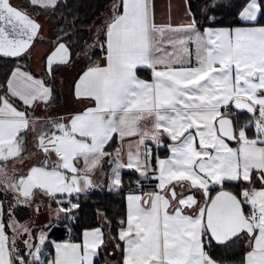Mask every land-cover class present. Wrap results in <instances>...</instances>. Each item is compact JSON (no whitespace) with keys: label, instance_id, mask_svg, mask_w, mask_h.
<instances>
[{"label":"snow or ice","instance_id":"6c2138e0","mask_svg":"<svg viewBox=\"0 0 264 264\" xmlns=\"http://www.w3.org/2000/svg\"><path fill=\"white\" fill-rule=\"evenodd\" d=\"M30 4L0 0V264H264V0H186L167 22L153 0H112L91 42L67 0ZM78 64L77 107L51 115ZM99 175L126 206L88 223Z\"/></svg>","mask_w":264,"mask_h":264},{"label":"trees","instance_id":"16d2710c","mask_svg":"<svg viewBox=\"0 0 264 264\" xmlns=\"http://www.w3.org/2000/svg\"><path fill=\"white\" fill-rule=\"evenodd\" d=\"M111 2L112 0H67V6L63 11L64 14L69 18L73 16L77 17L76 29L79 30L80 37L82 39H88L89 42H91V33L85 31L84 29L93 24H99L104 15H106L108 6L111 4ZM188 2L191 4L193 11H197L199 8L204 6L207 0H188ZM12 3L18 8L27 9L30 13L37 12V9L31 6L30 0H12ZM232 11L233 9L231 7H221L217 11V18L228 22L232 19V16L230 15ZM37 19L43 25V30L45 22H47V24H54V28L52 29L53 35L49 38L43 37L44 41H47L48 39H55L57 21L52 19L50 17V14L46 12L38 15ZM38 44L49 45L46 42H40L36 45ZM11 66L12 62L9 59L0 58V76H2ZM61 99H63L62 91H60L57 104L61 102ZM240 115L243 117L246 114ZM160 155L162 157L167 155V151L165 149H161ZM125 179L127 180L128 177H125ZM125 194H117L116 192L93 191L87 197L82 198L81 215L84 217L85 222L94 223L98 221V218L96 217L97 209H99L101 212L107 213L109 217H114L116 213H122L126 206V201L124 198ZM24 212L28 213L27 210ZM53 227V239L65 235L63 227ZM101 264H103V262H101Z\"/></svg>","mask_w":264,"mask_h":264},{"label":"crops","instance_id":"0c3cea01","mask_svg":"<svg viewBox=\"0 0 264 264\" xmlns=\"http://www.w3.org/2000/svg\"><path fill=\"white\" fill-rule=\"evenodd\" d=\"M153 2L155 3L156 6V18L159 22H167L170 15L172 19H174L175 21H179L183 17L186 0H153ZM44 24L45 27H49V24H47V22H45ZM45 38H49V37H45ZM37 47L38 48L34 49L32 53L31 63L33 68H37L38 70V64L41 58L47 53L50 45L38 44ZM81 66L82 65L78 64L75 67L64 69L65 74L62 73L61 77H58L57 83L60 82L61 78L65 82V87L61 89L63 94V99H61L60 100L61 102H59L57 105L53 106V108L50 111L51 115L67 114V112L70 111L72 108L77 107V105L74 104L73 98L68 91V85H70L72 77L76 75V73L79 71ZM44 114L45 113L40 109H38L36 112L37 116H42ZM29 148H32L31 144L29 145ZM99 180H100V187L94 189L93 191L109 192L108 189L104 187L103 175H99ZM55 207L56 205L53 204L52 208L55 209ZM38 218L40 225L49 222V217L47 213H43L42 216H39Z\"/></svg>","mask_w":264,"mask_h":264},{"label":"rangeland","instance_id":"374dc122","mask_svg":"<svg viewBox=\"0 0 264 264\" xmlns=\"http://www.w3.org/2000/svg\"><path fill=\"white\" fill-rule=\"evenodd\" d=\"M42 23H44V22H42ZM54 28V24H49V27H45V24H44V31H43V37H50V36H52L53 35V32H52V29ZM47 29V30H46ZM45 32V33H44ZM38 45H35V48L34 49H36V48H38L37 47ZM34 51V50H33ZM33 53V52H32ZM62 73L63 74H65V71H64V69L62 70ZM31 149V148H30ZM44 213H47V215H48V217H49V213L47 212V210L44 212ZM21 215L22 216H26V215H28V213H26V212H22L21 213ZM40 216H42V215H40ZM34 219H35V222H36V224L37 225H40L39 224V218L38 217H34Z\"/></svg>","mask_w":264,"mask_h":264},{"label":"water","instance_id":"95a60500","mask_svg":"<svg viewBox=\"0 0 264 264\" xmlns=\"http://www.w3.org/2000/svg\"><path fill=\"white\" fill-rule=\"evenodd\" d=\"M240 114H245V113H240Z\"/></svg>","mask_w":264,"mask_h":264},{"label":"built area","instance_id":"2783aa9c","mask_svg":"<svg viewBox=\"0 0 264 264\" xmlns=\"http://www.w3.org/2000/svg\"><path fill=\"white\" fill-rule=\"evenodd\" d=\"M127 191V190H126Z\"/></svg>","mask_w":264,"mask_h":264}]
</instances>
